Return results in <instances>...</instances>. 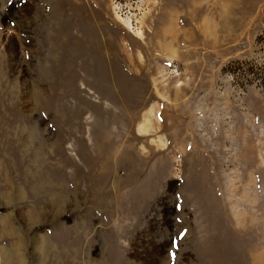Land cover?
Listing matches in <instances>:
<instances>
[{"label":"rangeland","instance_id":"374dc122","mask_svg":"<svg viewBox=\"0 0 264 264\" xmlns=\"http://www.w3.org/2000/svg\"><path fill=\"white\" fill-rule=\"evenodd\" d=\"M0 264H264V0H0Z\"/></svg>","mask_w":264,"mask_h":264}]
</instances>
